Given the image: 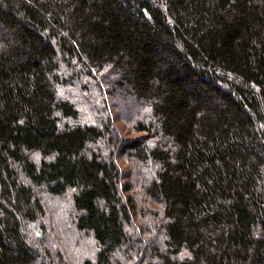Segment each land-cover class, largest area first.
<instances>
[{
	"label": "trees",
	"instance_id": "obj_1",
	"mask_svg": "<svg viewBox=\"0 0 264 264\" xmlns=\"http://www.w3.org/2000/svg\"><path fill=\"white\" fill-rule=\"evenodd\" d=\"M73 84L136 135L79 124ZM68 193L81 264H264V0H0V264H68L33 235Z\"/></svg>",
	"mask_w": 264,
	"mask_h": 264
},
{
	"label": "rangeland",
	"instance_id": "obj_2",
	"mask_svg": "<svg viewBox=\"0 0 264 264\" xmlns=\"http://www.w3.org/2000/svg\"><path fill=\"white\" fill-rule=\"evenodd\" d=\"M82 85L73 84L70 90L59 91L62 97L68 98L75 104L78 109L79 124L103 127V122L110 120L116 137L126 139L136 135L133 131L135 123L139 120V113L133 101L111 97L108 93L102 95L95 88L87 93ZM116 160L120 169L124 170V174L129 175V181L132 183L129 195L136 201L142 199V184L148 180V177L145 180L141 179L142 170L128 157L118 156ZM143 172L146 176V172ZM42 203L45 209L44 218L39 225L34 226L33 235L38 238L46 237L51 242L52 250L60 252L68 264H81L86 258L93 259L97 247L89 234L76 230L75 214L69 193L62 197L44 195ZM149 207L155 210L158 208L157 204L150 201ZM149 219V216L140 209L134 212L133 223L136 228L141 229L140 231L145 221ZM40 225H43V231L41 228L38 229ZM139 234L142 241L150 238L148 232Z\"/></svg>",
	"mask_w": 264,
	"mask_h": 264
}]
</instances>
